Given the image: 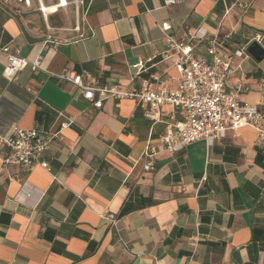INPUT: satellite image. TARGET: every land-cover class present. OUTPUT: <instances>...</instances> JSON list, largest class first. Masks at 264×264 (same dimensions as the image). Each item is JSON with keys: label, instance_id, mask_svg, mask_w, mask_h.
I'll return each mask as SVG.
<instances>
[{"label": "crops", "instance_id": "1", "mask_svg": "<svg viewBox=\"0 0 264 264\" xmlns=\"http://www.w3.org/2000/svg\"><path fill=\"white\" fill-rule=\"evenodd\" d=\"M29 1L0 0V48L41 62L8 80L0 52V264H264V148L254 129L158 155L147 171L148 143L181 112L164 107L153 126L135 100L97 109L54 76L72 70L86 86L130 88L140 86L133 65L146 63L144 78H171L175 87L178 70L160 57L168 36L232 33L235 50L264 32V0H76V16L69 0ZM196 44L207 60L206 45ZM236 62L242 69L229 88L241 85L240 99L259 105L264 60ZM15 127L59 131L44 155L49 171L4 164L10 150L1 138Z\"/></svg>", "mask_w": 264, "mask_h": 264}, {"label": "built area", "instance_id": "2", "mask_svg": "<svg viewBox=\"0 0 264 264\" xmlns=\"http://www.w3.org/2000/svg\"><path fill=\"white\" fill-rule=\"evenodd\" d=\"M3 1L8 3V0ZM19 2L30 4L29 0ZM163 2L165 7H172L182 0ZM76 3H79L78 10L83 2ZM169 28L167 24L162 26L164 31ZM254 41L264 46V32L256 33L247 44L238 45L235 50L229 47L233 43L232 33L211 37L185 33L178 41L168 36L167 49L160 57L162 62L172 60L173 66L178 70L179 78L175 87L169 85L171 78L163 80L154 75L144 78L150 70L146 63L133 65L135 74L131 77V82H140V86L130 88L107 84L86 86L83 77L72 70L54 76L60 81L77 86L84 99L97 109H101L108 100H135L153 126L162 123L164 107L179 110L182 119L177 120L176 113L171 112L164 134L157 143H148L143 158L144 169L150 171L158 155L181 152L198 141H205L210 147L224 139L228 131H237L244 127L255 130V146L264 148V95L259 105H251L240 99L241 85L236 90L228 86V81L242 69V63H237L236 59H251L247 49ZM197 42L206 45L207 60L196 55ZM0 52L7 58L3 76L8 80H12L17 72L26 68H31L32 71L41 69L39 59L31 61L21 57L18 51L13 52L8 48H0ZM68 126L69 123H64L61 128ZM59 137V131L44 133L15 127L9 136L1 138V143L10 150L3 162L5 165H19L28 171H33L37 166L49 171V163L44 160V155ZM107 219L116 226L115 216L110 215Z\"/></svg>", "mask_w": 264, "mask_h": 264}, {"label": "water", "instance_id": "3", "mask_svg": "<svg viewBox=\"0 0 264 264\" xmlns=\"http://www.w3.org/2000/svg\"><path fill=\"white\" fill-rule=\"evenodd\" d=\"M248 53L250 56L258 62L264 60V46L254 41L248 46Z\"/></svg>", "mask_w": 264, "mask_h": 264}, {"label": "rangeland", "instance_id": "4", "mask_svg": "<svg viewBox=\"0 0 264 264\" xmlns=\"http://www.w3.org/2000/svg\"><path fill=\"white\" fill-rule=\"evenodd\" d=\"M37 2L40 3V4H43L42 2H44V3H47L50 6L58 4V0H48V1L47 0H37ZM76 2H77L76 0H70L69 1V9H70V11L73 12L74 16H76L77 6L79 4V3H76ZM81 6L82 5H80V7Z\"/></svg>", "mask_w": 264, "mask_h": 264}, {"label": "bare ground", "instance_id": "5", "mask_svg": "<svg viewBox=\"0 0 264 264\" xmlns=\"http://www.w3.org/2000/svg\"><path fill=\"white\" fill-rule=\"evenodd\" d=\"M68 5L67 0H61L60 7H66ZM58 6H52V7H41L44 13H54L57 11Z\"/></svg>", "mask_w": 264, "mask_h": 264}, {"label": "trees", "instance_id": "6", "mask_svg": "<svg viewBox=\"0 0 264 264\" xmlns=\"http://www.w3.org/2000/svg\"><path fill=\"white\" fill-rule=\"evenodd\" d=\"M70 1V0H69ZM124 213H125V211H124Z\"/></svg>", "mask_w": 264, "mask_h": 264}]
</instances>
